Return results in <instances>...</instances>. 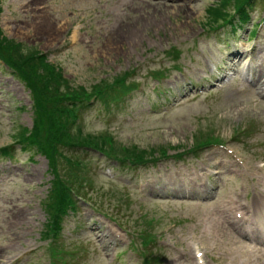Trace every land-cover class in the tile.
Instances as JSON below:
<instances>
[{"label": "rangeland", "instance_id": "374dc122", "mask_svg": "<svg viewBox=\"0 0 264 264\" xmlns=\"http://www.w3.org/2000/svg\"><path fill=\"white\" fill-rule=\"evenodd\" d=\"M216 1L134 0L118 9L116 0H0V36L21 44L24 55L28 51L56 52L54 57L47 54L48 61L59 66L56 71L73 89L81 86L89 88L100 79L134 69L136 81L148 93V99L141 97L135 105L126 107L127 110L113 114L111 118L115 124L102 123L96 114L95 117L89 115L94 112L89 109L81 114L88 118L85 126L79 125L89 135L107 130L119 144L131 147L130 151L135 146L137 151H151L157 157L161 148L171 154L180 145L190 146L195 135L210 133L209 128L214 129L218 139L223 140L235 126L246 123L264 125V104L258 102L223 108L212 106L211 100L202 99L170 113H162L160 118L150 113L153 102L150 103L152 99L149 96L153 95L155 86L149 75L151 69L159 68L166 53L177 47L178 53L175 60L171 57L170 71L167 72L170 78L166 81L173 93L176 92L175 88L178 89L182 78L172 70V66L179 64L184 69L191 66L192 58L196 56L189 51L190 48L207 46L202 40L209 29L205 25L209 20L207 9ZM74 25H79L74 31L77 41L74 48L67 50L64 47H67ZM192 72H187L188 77L194 76ZM30 97V89L0 61V147L16 145L15 164L10 166L0 159V171L10 173L0 179V251L7 254L0 257V264L9 262L21 252L23 256L19 264H49L48 242L40 240L49 221L48 209L43 206L52 179L49 164L42 154L34 149L23 151L17 143L19 132L33 126ZM263 131L264 126L260 136H264ZM60 151L65 154V149ZM98 165L99 173L93 182L97 188L89 197L97 202L101 199L104 202L110 197L117 200L119 197L112 195L119 187V171L115 169V164L100 161ZM120 197L121 213L130 219H137L146 212L159 220L151 230L154 235L161 233L157 232L158 229L180 218V211L163 206L168 204L145 203L143 206L140 198L132 192ZM226 197L227 194L220 195L222 204ZM82 210L83 217L91 225L93 209L82 204ZM118 221L125 231H132L134 225L125 226L123 220ZM86 222L81 218L80 209L69 211L64 217L59 240L64 243L65 251L75 252L80 264H98L101 259L108 260L112 237L106 228L100 229L97 221L89 230L84 228L88 227ZM179 229H182L181 225ZM184 233L186 237H197V232L192 229H186ZM171 235L176 238L177 232L173 231ZM215 236L213 229L211 240ZM225 241L220 239V247ZM95 245L101 247L100 256L90 255L85 259L78 255L88 249L93 253ZM121 249L122 245H118L117 251ZM121 253L124 256L116 264H138V259Z\"/></svg>", "mask_w": 264, "mask_h": 264}, {"label": "trees", "instance_id": "16d2710c", "mask_svg": "<svg viewBox=\"0 0 264 264\" xmlns=\"http://www.w3.org/2000/svg\"><path fill=\"white\" fill-rule=\"evenodd\" d=\"M227 3L228 1L225 2V4ZM212 13H214L215 17L222 15L220 10ZM21 48L20 44L13 43L0 36V59L7 64L6 66L11 69V73L14 76L19 78L30 89L32 100L31 108H33L34 113L32 129H22L17 135V141L22 144L23 150L35 148L41 154H47L51 166L56 172L55 167L58 159L55 153L51 155L50 149V145L53 142L61 140L80 146L90 141H95L96 145L99 146V144L103 145V138L96 137L90 140L85 136H70L65 131L69 106L66 104L55 106V101H58L57 98L68 100L70 95L74 93L67 94V92L60 91L61 80L55 77L52 68H49L41 58H38V52L28 51L24 55ZM57 92L58 95L55 94ZM118 150V152L124 153L121 147ZM6 151L7 149L3 148L0 152L5 153ZM127 151H130V149H127ZM66 163L67 167L73 168V166H70L72 164L71 160H66ZM61 178L63 180L57 178L54 181V186L51 190V195L55 199H52L51 203L49 198L47 203L51 215H54L55 205L66 203V190L68 189L67 183H69V180L64 177Z\"/></svg>", "mask_w": 264, "mask_h": 264}, {"label": "bare ground", "instance_id": "6f19581e", "mask_svg": "<svg viewBox=\"0 0 264 264\" xmlns=\"http://www.w3.org/2000/svg\"><path fill=\"white\" fill-rule=\"evenodd\" d=\"M9 221H12V220H9ZM7 224H8V223H5V225H7ZM0 253H1V251H0ZM0 255H1L0 257H6L7 254H6V252H3V251H2V253H1Z\"/></svg>", "mask_w": 264, "mask_h": 264}]
</instances>
